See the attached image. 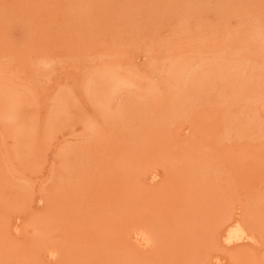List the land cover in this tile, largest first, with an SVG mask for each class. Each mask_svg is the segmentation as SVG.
I'll use <instances>...</instances> for the list:
<instances>
[{
  "label": "rangeland",
  "instance_id": "1",
  "mask_svg": "<svg viewBox=\"0 0 264 264\" xmlns=\"http://www.w3.org/2000/svg\"><path fill=\"white\" fill-rule=\"evenodd\" d=\"M0 264H264V0H0Z\"/></svg>",
  "mask_w": 264,
  "mask_h": 264
},
{
  "label": "bare ground",
  "instance_id": "2",
  "mask_svg": "<svg viewBox=\"0 0 264 264\" xmlns=\"http://www.w3.org/2000/svg\"><path fill=\"white\" fill-rule=\"evenodd\" d=\"M232 68H234V67H232ZM234 70H235V68H234ZM229 71L230 70H228V72ZM242 222L233 219V221H231L230 223H228L226 225V227L224 229V232H225V234H224L225 239L224 240H225V242L232 243V242H236V241H242V240H245V239L250 237L247 234L248 233L247 228L244 226V224Z\"/></svg>",
  "mask_w": 264,
  "mask_h": 264
}]
</instances>
